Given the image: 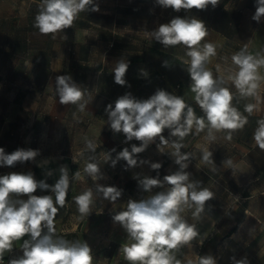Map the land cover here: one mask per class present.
I'll return each instance as SVG.
<instances>
[{"label": "rangeland", "instance_id": "obj_1", "mask_svg": "<svg viewBox=\"0 0 264 264\" xmlns=\"http://www.w3.org/2000/svg\"><path fill=\"white\" fill-rule=\"evenodd\" d=\"M141 1L139 8L146 5V0ZM41 5L35 0H0V147L5 153L19 148L38 151L32 161L17 162L13 167L0 169L30 172L38 182L43 180L51 185L59 179L60 168L66 166L70 187L64 207L57 205L59 233L68 237L69 242H87L92 250V264H130L121 246L133 241L126 230L114 222L113 216L126 210L129 199L138 201L168 190L170 186L164 184L146 193L139 186L138 179L149 176L163 181L164 176L179 171L180 166L172 155V145L174 142L181 143V154H190L186 161L188 167L184 169L189 174L188 182L196 183L197 191L209 189L213 197L205 202L198 216H193L195 204L184 206L181 215L195 226L197 236L188 244L173 249L172 254L181 264H188V261L199 264L202 257H211L214 264H236L242 260H247V264H264V151L253 139L258 120L253 121L250 127L246 124L243 129L233 131L231 139H227V130H213L215 139L210 140L207 127L197 133L194 126L192 132L180 140L171 135L170 129H165L166 145L161 144L157 137L143 152L135 154L137 166L128 167L121 159L113 167L112 160L122 149L131 151L133 144L139 146L141 142L135 138L126 141L123 132L111 129L107 105L114 107L115 101L125 94L136 100H146L159 89L183 97L191 81L188 73L190 62L185 64L165 57V46L156 42L157 47L153 48L154 38L141 31L135 35L133 42L134 51L140 56L134 58L131 70L125 73V84H117L113 69L122 59L116 54L104 56L99 46L94 51L86 48V41L97 40L95 30L87 29L75 34L63 29L54 34L55 38L53 34H41L34 26ZM246 14L241 20L246 28H250L252 14L248 11ZM87 20L95 23L102 21L108 26L111 24L109 18L103 21L99 8L94 12L86 8L73 24L84 25ZM146 22L141 16L137 20L139 25ZM247 36L245 32L237 35L242 40ZM69 43L75 47L71 54ZM124 50L129 51L130 48L125 47ZM217 52L205 67L214 78L219 77L217 87H228L231 82L228 76L234 71L215 65ZM54 56L65 62L58 59L52 63L50 59ZM68 57L71 64L69 74L65 65V58ZM37 59L43 66L42 70L34 64ZM164 61H168L167 67L163 65ZM100 63L103 64L101 70ZM39 74L43 77L36 84ZM60 75H70L83 91L81 102L86 104L83 112L77 105L59 102L56 77ZM191 107L198 117L204 116L199 106ZM86 138L95 143V151L87 148ZM204 150L212 153L210 163L202 160ZM89 162L97 164L103 179L94 181L84 172ZM151 163L162 166L153 170ZM41 170L52 171V176L47 178L46 173L42 176ZM75 172L80 175L74 176ZM97 184L123 189L122 196L116 202H110L96 192ZM89 188L94 193L91 213L81 217L73 198ZM34 194L52 193L37 189ZM16 197L27 199L19 195L10 196V199ZM233 227L235 230L230 233Z\"/></svg>", "mask_w": 264, "mask_h": 264}, {"label": "clouds", "instance_id": "obj_2", "mask_svg": "<svg viewBox=\"0 0 264 264\" xmlns=\"http://www.w3.org/2000/svg\"><path fill=\"white\" fill-rule=\"evenodd\" d=\"M157 3L179 12L181 9H206L209 5L215 8L219 0H157ZM89 4H92V0H42L34 26L41 34H53L55 38L54 34L71 28L79 13L85 11ZM255 7L252 20L259 23L264 17V0H255ZM91 10L98 11V6H93ZM208 34L209 30L203 21L180 16L161 24L152 33L155 40L165 47L181 44L185 46L186 55L190 57V90L195 94V102L204 116L198 117L193 107L187 104L182 96L172 95L163 89L157 90L146 100H136L130 94L119 97L114 107L111 104L106 107L110 127L115 132H123L126 141L135 138L141 143L139 146L133 144L131 151L128 148L122 149L116 159L112 160L113 167L121 159L126 161L128 167L137 166L135 154L143 152L149 142L157 137L161 144L166 145L168 141L163 136L165 129H170L171 135L179 137L180 140L189 135L194 126L197 133L207 127L210 140L215 139L213 130H227V139H231L233 131L243 129L248 123L247 117L232 105L233 94L230 89L217 87L219 77L214 78L213 73L205 67L210 57L216 55L214 44H200ZM231 59L237 70L229 75L228 79L241 97L254 96L261 79L258 69L264 67V55H252L245 47ZM163 65L167 67L168 61H164ZM127 68L128 64L121 60L113 69L117 84H125ZM143 74L147 75L146 72ZM56 92L61 104L77 105L79 111H84L86 104L81 102L84 93L72 81L70 75L56 77ZM254 107L252 104H246L244 111L251 114ZM253 139L264 151V119L257 121ZM85 142L89 150L95 151L96 145L92 140L86 138ZM172 147V155L176 157L175 163L180 166L179 171L164 176L163 181L158 177L149 176L138 179L139 186L146 193H150L153 188L163 187L164 184L170 186L168 190L138 201L129 199L126 210L116 212L113 216L114 222L119 223L133 241L121 246L124 257L130 264H181L172 254V250L188 244L197 236L195 226L189 224L181 215L184 206L195 204L193 216H198L203 211L205 202L213 197L209 189L197 191V184L188 182L189 174L184 169L188 167L186 161L189 160L190 154H181L183 144L174 142ZM37 155L38 151L33 149L19 148L5 153L0 147V167H13L17 162L32 161ZM211 156L210 151L204 150L202 160L210 163ZM228 163L231 164V161ZM161 166L160 163H151L153 170H158ZM84 172L94 181L103 179L96 163H87ZM47 175L51 176L52 173L48 172ZM79 175V172L74 173V176ZM69 187V169L66 166L60 168L59 179L53 185L43 180L38 182L30 172L0 175V259H3L6 251L12 249L14 241L28 236L30 239L24 240L22 245V257L10 260L8 264H92V250L87 242H69L55 235L57 205L64 207ZM37 189L52 194L35 195ZM95 190L113 203L123 193V189L114 185L97 184ZM12 194L25 196L27 199L13 202L10 199ZM93 196V190L89 188L73 198L81 217L91 213ZM188 264L192 262L188 261ZM199 264H214V261L211 257H202ZM236 264H247V260L238 261Z\"/></svg>", "mask_w": 264, "mask_h": 264}, {"label": "crops", "instance_id": "obj_3", "mask_svg": "<svg viewBox=\"0 0 264 264\" xmlns=\"http://www.w3.org/2000/svg\"><path fill=\"white\" fill-rule=\"evenodd\" d=\"M35 1L42 4V0ZM141 3V0H92V4L87 5L86 8L92 11L91 9L93 6H98L99 14L103 21H106L109 18L111 20V24L108 26L103 24L102 21L101 23H95L92 20H87V23L84 25L73 24L71 28H67L65 31L74 32L76 34L78 31L94 29L97 35V40L90 42L86 41V48H88L90 51H94L95 48L99 46L100 49L102 48L104 51V56L106 57L116 54V57H119L126 64H128L126 72L127 74L129 73L128 70H131L130 68H132L134 64V58H138L140 56L138 52L135 53L134 51L133 42L134 37H136L135 35L142 31L150 36V38H154L152 33H154L161 24L168 23L176 16H180L185 19L195 18L205 23V26L209 30V34L204 38V40L200 42V44L202 46L205 42H210L216 46V50H218L217 63L215 64L216 66L226 67L228 71H234L235 73L237 68L233 64L231 57L245 47L247 48L248 53L252 55H256L257 53L264 55V17L261 18L259 23L253 20L250 28H246L241 20L243 17H246L247 11L252 14L251 16H253L256 11L255 0H219V4L215 8L209 5L206 9H181L179 12H176L171 8H164L160 6L157 3V0H146V5H144L142 8H139ZM235 12H239L238 21L230 20L233 18ZM140 16L143 17L145 21H147V24L139 25L137 23V20L140 19ZM221 18L227 19V24L225 28L222 29L218 24V20ZM243 32L247 33L248 35L246 39H238L237 35ZM76 40L77 39H74V41ZM156 42L157 41L154 38L152 44L153 48L157 47L154 44ZM124 44L131 45L126 46ZM125 47H129L130 50H124ZM68 50L70 54L72 51H75V47H73L72 43H69ZM164 52L165 57L169 59H177L180 63L185 64L190 62V57L186 55V48L182 44L168 46L166 48L164 47ZM58 59H60L62 63L65 62L63 61L64 59L56 56L50 59V61L52 60L53 63ZM65 60L66 69L68 70L69 74L71 71L70 59L68 57V59L65 58ZM38 62L40 61L37 59L34 61V64L36 67L40 66V69L42 70L43 66ZM102 68L103 64L100 63V70ZM216 72L219 73L220 71L216 69ZM258 74L261 79L258 81V88L254 96L241 97L238 90L231 82L228 86L233 94L232 105L236 107L243 116L247 117V127H250L252 122L255 120L264 119V67L263 69H258ZM38 76L39 77H36V84L42 80L40 77H43L42 74H39ZM190 84L191 81L183 92V99L191 106H198L194 101L195 94L190 90ZM246 104H252L255 106L251 114L244 111ZM50 157L53 158L52 155ZM11 172L13 171L0 169V175H5ZM41 172L43 174L42 176H44L46 173V177L50 178L47 173L52 171L41 170ZM11 196L18 195L14 194ZM16 198L17 199L12 201H19V197ZM57 221L58 219L56 216L54 221L56 229L55 235L69 241L70 239L68 237L61 236L59 233L60 229L56 224ZM27 239H30V237L25 236L20 240L14 241L12 249L10 251H6L4 253L3 259H0V264H8L10 260L21 258L23 255L22 245L24 240Z\"/></svg>", "mask_w": 264, "mask_h": 264}, {"label": "trees", "instance_id": "obj_4", "mask_svg": "<svg viewBox=\"0 0 264 264\" xmlns=\"http://www.w3.org/2000/svg\"><path fill=\"white\" fill-rule=\"evenodd\" d=\"M238 17H239V12H235V14L233 15V18H231L230 20H233V21H238ZM215 20V19H214ZM218 24L220 26V28H225L226 24H227V19H219L218 20ZM114 45V43H113ZM188 104V103H187ZM191 106V105H190ZM74 170H76V167H74ZM240 211L242 212L243 211V208L240 209ZM235 230V227H233L231 230H230V233L233 232Z\"/></svg>", "mask_w": 264, "mask_h": 264}]
</instances>
